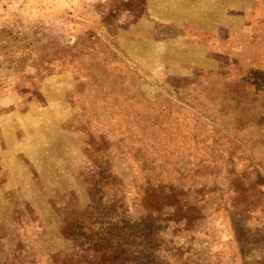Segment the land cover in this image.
Here are the masks:
<instances>
[{"label": "rangeland", "instance_id": "1", "mask_svg": "<svg viewBox=\"0 0 264 264\" xmlns=\"http://www.w3.org/2000/svg\"><path fill=\"white\" fill-rule=\"evenodd\" d=\"M86 16L110 82L90 90L69 72L40 75L55 48L45 41L72 46L83 34L68 22ZM0 54V228L36 262L76 243L64 230L89 216L91 181L118 178L130 213L144 184L131 143L140 126L171 180L206 146L223 157L207 179L215 197L251 165L264 177V113L245 103L264 90V0H0ZM199 229L167 232L171 262L182 248L190 263L264 264V210L219 208Z\"/></svg>", "mask_w": 264, "mask_h": 264}, {"label": "trees", "instance_id": "2", "mask_svg": "<svg viewBox=\"0 0 264 264\" xmlns=\"http://www.w3.org/2000/svg\"><path fill=\"white\" fill-rule=\"evenodd\" d=\"M87 21V16L69 20L70 31L79 29L83 34L72 46L60 44L54 38L45 41L55 48L46 57L40 75L69 72L79 86H87L90 90L110 82L115 72L105 66L108 55L105 44L96 34L87 31L84 24ZM42 39L48 40L46 37ZM7 55L0 54V59L7 58ZM250 91L253 88L245 94V103L248 100L253 104L257 102L259 110L264 113V90L254 94ZM222 109L224 107L220 111ZM134 130L131 143L136 145L133 149L135 164L144 175V184L138 187V199L130 206V213L124 206L123 191H116L121 188L118 178L113 176L108 180L107 176L91 181L89 186L95 194L87 207L89 216L78 220L71 218L64 230L74 236L76 243L64 251L48 255L44 264H198L190 263L195 254L184 252L182 248L175 249L177 254L174 256L177 257L171 262L169 257L174 248L169 249L162 241L167 232L195 236L203 222L213 217L219 208L247 216L264 210V177L259 169L251 165L232 181L225 196L215 197L223 191L207 179L217 176L218 166L223 162L222 155L217 156L218 152L209 146L203 147V153L189 173L171 180L160 152L153 148L156 142L146 136V128L140 126L138 131ZM148 153L153 160L145 159ZM251 174L259 182L252 181ZM107 190L112 194L106 195ZM248 192L251 195L244 198ZM14 236L15 230L11 234L0 228V264H41L28 256L25 245L24 249L22 245L9 248V241H13ZM16 241L21 244L19 239ZM239 253L242 255L241 251ZM184 255L185 260L182 259Z\"/></svg>", "mask_w": 264, "mask_h": 264}]
</instances>
